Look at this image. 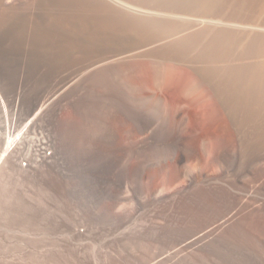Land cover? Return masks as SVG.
<instances>
[{
	"label": "rangeland",
	"instance_id": "obj_1",
	"mask_svg": "<svg viewBox=\"0 0 264 264\" xmlns=\"http://www.w3.org/2000/svg\"><path fill=\"white\" fill-rule=\"evenodd\" d=\"M263 6L0 0L4 91L23 88L20 116L44 105L70 175L56 174L55 158L37 170L0 159V264H70L74 244L92 264H113L108 244L129 253L114 264L151 262L158 247L135 237L149 222L189 232L225 222L220 231L264 254V87L252 77Z\"/></svg>",
	"mask_w": 264,
	"mask_h": 264
},
{
	"label": "bare ground",
	"instance_id": "obj_2",
	"mask_svg": "<svg viewBox=\"0 0 264 264\" xmlns=\"http://www.w3.org/2000/svg\"><path fill=\"white\" fill-rule=\"evenodd\" d=\"M110 1V0H109ZM263 3V2H262ZM102 5V4H101ZM108 5V4H107ZM263 5V4H262ZM108 7V6H107ZM264 7V6H263ZM111 8V7H110ZM191 9V8H190ZM211 10V9H210ZM212 19V18H211ZM201 22V20H200ZM200 22H196L194 25L199 26ZM192 23V22H191ZM204 23V22H203ZM209 23V22H208ZM146 24V23H145ZM191 25V24H189ZM213 25V24H212ZM214 26V25H213ZM191 27V26H190ZM78 28V27H77ZM194 28V27H193ZM222 28V27H221ZM190 29V28H189ZM192 29V28H191ZM196 29V28H195ZM194 30V29H192ZM220 32V31H219ZM181 33V32H180ZM198 33V32H197ZM196 33V35H197ZM210 33V32H209ZM169 34V33H168ZM190 34V33H188ZM199 34V33H198ZM218 34V33H217ZM174 35V34H173ZM187 35V34H186ZM193 35V34H192ZM194 35V37L196 36ZM203 35V34H199ZM191 36V35H190ZM217 36V35H216ZM215 36V38H216ZM187 37V36H186ZM184 37V38H186ZM193 37V36H192ZM218 37V36H217ZM190 38V37H187ZM186 38V39H187ZM192 39V38H191ZM214 39V37H213ZM225 39V38H223ZM189 40V39H187ZM212 40V39H211ZM218 40V39H217ZM183 41V40H181ZM180 41V42H181ZM212 43V42H211ZM225 43V42H224ZM187 44V43H186ZM211 47V46H210ZM216 47V46H215ZM214 47V48H215ZM226 47V46H225ZM43 49V48H42ZM225 49V48H224ZM214 50V49H213ZM216 50V49H215ZM218 51V50H217ZM221 51V50H220ZM57 52V51H56ZM227 53V52H226ZM242 54V53H241ZM245 54V53H244ZM243 54V55H244ZM200 56V55H199ZM205 56V55H204ZM227 57V56H226ZM243 58V57H241ZM216 59V58H215ZM230 59V58H229ZM219 61H221L219 59ZM249 61V60H248ZM190 62V61H189ZM243 62V61H242ZM215 63V62H214ZM231 64V62H229ZM241 63V62H240ZM245 63V62H243ZM253 63V62H252ZM218 64V62H217ZM228 64V63H227ZM233 64V63H232ZM98 65V64H97ZM102 65V64H100ZM216 65V64H215ZM241 65V64H240ZM243 65V64H242ZM229 67V66H228ZM241 67V66H240ZM248 67V66H247ZM256 70L254 77L257 83L262 84L264 87V61L260 63H256L255 65ZM250 68V67H249ZM249 68L245 67V70H248ZM159 69V68H158ZM157 69V70H158ZM202 69V68H201ZM217 69V68H216ZM242 69V68H241ZM160 70V69H159ZM158 70V71H159ZM252 69H250L251 71ZM228 71V70H227ZM237 71V70H236ZM160 72V71H159ZM205 73V72H204ZM209 73V72H208ZM226 74V73H225ZM237 74V73H236ZM250 74V73H249ZM245 75V74H244ZM236 77V76H235ZM3 79V78H2ZM212 79V78H211ZM197 80V79H196ZM241 80V79H240ZM246 80V79H245ZM254 81V79H253ZM248 82V81H247ZM203 83V82H202ZM208 83V82H207ZM222 83V82H221ZM226 83V82H225ZM240 83V82H239ZM256 83V84H257ZM196 84V83H195ZM220 84V83H219ZM253 84V83H252ZM255 84V85H256ZM224 85V84H223ZM228 86V85H227ZM261 86V87H262ZM218 87V86H217ZM260 87V88H261ZM5 87L2 84V81H0V159H2L3 156L5 158L7 157H15L16 164L21 167V164L19 163V159L21 157V154L18 150V144L16 137L13 135L14 131L17 129L18 126L24 123V117L32 116L33 119L30 123L31 127H44L48 130V136L47 140L49 141V144L45 145L42 140H32L30 139L28 142V150L26 153L22 155L24 159L28 161V166L25 168L27 170H37L41 168H45L46 165L49 163H52V160L55 158L56 163L54 166H51L55 168L56 174L59 176L65 178H70V175H67L68 169L66 168V162H64L63 159V153L59 146L57 149V157L54 156V148L56 139L53 135H51L52 132H49L50 129L47 128L48 126L40 121L43 111V106L36 107L37 109L30 110L32 112H29L25 114L24 116L19 115L18 106L20 104V100L23 93V88L20 86L16 89H13L12 91H8L9 93H5ZM200 88V87H199ZM252 88V86H251ZM258 88V87H256ZM191 89V88H190ZM215 89H219L215 87ZM255 89V88H254ZM259 89V88H258ZM262 89V88H261ZM5 90V91H4ZM260 90V89H259ZM257 92V91H256ZM228 94V93H227ZM252 95V94H251ZM250 96V95H249ZM259 96V95H258ZM232 97V96H231ZM240 99V98H239ZM230 100V99H229ZM263 100V99H262ZM228 101V100H227ZM247 102V101H246ZM249 102V101H248ZM238 103V102H237ZM26 104V103H25ZM45 104V103H44ZM46 107V104H45ZM31 108V107H30ZM35 108V107H34ZM46 112V109H44ZM261 111V110H260ZM26 112V111H25ZM243 112V111H242ZM23 115V113L21 114ZM258 119V118H257ZM47 120V119H46ZM259 120V119H258ZM46 123V122H45ZM262 123V122H261ZM51 124V123H50ZM54 134V133H53ZM58 139V138H57ZM44 146H48V149L50 148L52 150L51 157H47L46 155L42 154V149ZM58 146V145H57ZM32 153H39V156L37 159L33 160L30 158ZM67 155V154H66ZM4 158V159H5ZM6 158V160H7ZM71 160V159H70ZM8 161V160H7ZM2 162V161H0ZM7 163V162H6ZM74 165V164H73ZM3 166V165H2ZM47 167V168H51ZM43 168V169H44ZM3 169V168H2ZM53 170V169H52ZM47 172V171H46ZM51 174V172H49ZM86 173V172H85ZM31 175V174H30ZM104 176V175H103ZM85 176H77L76 181L77 184L81 187L84 185ZM134 180V179H133ZM138 180V174L135 175V193L138 194V188L136 187ZM62 181V180H61ZM113 181V180H112ZM124 176L120 174L119 171L116 172V178L115 182L116 186L121 188L123 186ZM45 182V181H44ZM96 182V181H95ZM106 185L110 183V181L105 180L104 181ZM125 182V181H124ZM134 182V181H133ZM92 186V184H91ZM93 187V186H92ZM110 187V186H109ZM113 187V186H112ZM87 188H89L87 186ZM51 190V189H50ZM89 192V191H87ZM68 193V192H67ZM104 193V192H103ZM86 194V193H85ZM101 194V193H100ZM66 195V194H64ZM70 195V194H69ZM138 196V195H137ZM67 197V195H66ZM97 197V195H96ZM88 201V200H87ZM95 201V200H94ZM73 203V202H72ZM83 203V202H82ZM92 205V204H91ZM41 216V215H40ZM47 216V215H46ZM63 220V219H62ZM65 220V218H64ZM53 221V220H52ZM155 221V220H154ZM33 222V220H32ZM53 222H51L52 224ZM57 223V222H55ZM104 223V222H103ZM157 223V222H156ZM225 222L221 223L220 225H217L216 227H212L209 229L201 230L199 232H189L188 230H185L182 227H173L170 224L166 225H159L155 224L153 222L144 223L140 229L135 230V237L147 248L152 247H158V254L156 257L153 255V257L150 256V258H153V260L150 262L146 261V263H142L141 261L135 262V264H264V254L262 251L252 244L248 243L247 241L243 240L239 236L233 233L225 234L220 231L221 227ZM31 224V223H30ZM33 224V223H32ZM40 225V224H39ZM57 225V224H56ZM60 226V224H58ZM29 226V225H28ZM31 226V225H30ZM54 224H52L50 227L52 228ZM58 226V227H59ZM102 226V225H101ZM61 227V226H60ZM63 227V226H62ZM65 227V225H64ZM38 228V227H37ZM67 228V227H66ZM99 228V227H98ZM137 228V227H136ZM29 229V228H28ZM39 229V228H38ZM54 229V227H53ZM71 229V228H70ZM41 230V229H40ZM48 230V229H47ZM69 230V229H68ZM226 230V229H225ZM98 231V230H97ZM197 231V230H196ZM37 232V231H36ZM55 232V231H54ZM54 232L52 233L54 235ZM2 234V233H0ZM104 234V233H103ZM20 235V234H19ZM74 235V234H73ZM4 236V235H3ZM75 236V235H74ZM8 237V236H7ZM96 237V236H95ZM2 238V237H0ZM55 238V237H54ZM68 238V237H67ZM27 239V238H26ZM74 239V238H73ZM9 240V239H8ZM118 240V239H117ZM22 241V240H21ZM25 241V240H24ZM72 241V240H71ZM74 241V240H73ZM10 242V241H9ZM19 242V241H17ZM4 243V242H3ZM16 243V242H15ZM12 244V243H11ZM13 245V244H12ZM15 245V244H14ZM22 245V244H21ZM42 245V244H41ZM47 245V244H46ZM30 246V245H28ZM107 248L109 247V251L107 255L109 256L110 260L114 263L121 261H124L123 259L129 258V253L124 252V254L119 253L118 250L113 248L112 244L106 245ZM9 247V246H8ZM7 247V248H8ZM24 247V246H23ZM27 247V246H26ZM54 247V246H53ZM57 247V245H56ZM6 248V249H7ZM20 248V247H19ZM29 248V247H28ZM42 248V247H41ZM39 248V249H41ZM44 248V247H43ZM22 249V248H21ZM24 249V248H23ZM38 249V250H39ZM59 249V248H58ZM69 249V248H68ZM9 250V248H8ZM12 250V249H11ZM20 250V249H19ZM60 250V249H59ZM27 251V250H26ZM40 251V250H39ZM56 251V250H55ZM54 251V252H55ZM62 251V250H61ZM82 246L79 244L72 245L71 250L68 252L69 258L71 259L70 264H92L84 255L82 252ZM5 252V251H3ZM8 252V251H7ZM44 252V251H43ZM46 252V251H45ZM51 252V251H49ZM53 252V251H52ZM51 252V253H52ZM53 252V254H54ZM9 253V252H8ZM64 253V252H63ZM16 254V253H15ZM14 254V256H15ZM25 254V253H24ZM155 254V251L154 253ZM10 255V254H9ZM22 255V254H21ZM21 255H19L21 257ZM26 255V254H25ZM28 255V254H27ZM26 255V256H27ZM49 255V254H48ZM47 255V256H48ZM51 255V254H50ZM3 256V255H2ZM13 256V257H14ZM18 256V257H19ZM29 256V255H28ZM27 256V257H28ZM34 257V255H31ZM38 256V255H37ZM55 256V255H54ZM9 257L10 263L15 262V257ZM17 257V256H16ZM30 257V256H29ZM36 257V256H35ZM41 257V256H40ZM39 257V258H40ZM8 258V259H9ZM24 258V255L23 257ZM32 258V257H30ZM2 259V258H0ZM14 259V261L11 262V260ZM46 259V258H45ZM38 260V258H37ZM36 260V261H37ZM44 260V259H43ZM109 260V261H110ZM46 261V260H45ZM49 261V260H48ZM5 262V261H3ZM20 262V261H19ZM29 262V260H28ZM53 262V261H52ZM111 262V263H112ZM17 263V262H16ZM34 262H32L33 264ZM21 264V262H20ZM25 264V263H24ZM34 264H38L34 263ZM42 264V263H41ZM47 264V262H46ZM118 264V263H117Z\"/></svg>",
	"mask_w": 264,
	"mask_h": 264
},
{
	"label": "built area",
	"instance_id": "obj_3",
	"mask_svg": "<svg viewBox=\"0 0 264 264\" xmlns=\"http://www.w3.org/2000/svg\"><path fill=\"white\" fill-rule=\"evenodd\" d=\"M24 123L17 127V129L14 131L13 135L16 137L17 144H18V150L21 154L20 159L18 160L21 164L22 168H26L28 166V161L22 157L24 153L28 150V142L30 139L32 140H42L45 145L49 144V141L47 140L48 136V130L44 127H31L30 123L33 119L32 116H26L23 118ZM52 150L48 146H44L42 149V154L46 155L47 157H51ZM39 156V153H32L30 158L33 160L37 159Z\"/></svg>",
	"mask_w": 264,
	"mask_h": 264
}]
</instances>
